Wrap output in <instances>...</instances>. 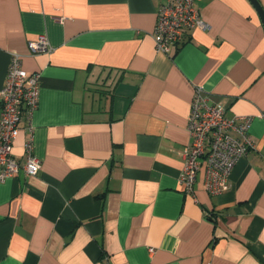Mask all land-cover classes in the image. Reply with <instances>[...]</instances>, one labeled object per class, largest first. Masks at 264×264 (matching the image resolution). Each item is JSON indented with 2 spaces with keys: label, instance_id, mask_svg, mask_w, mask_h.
<instances>
[{
  "label": "crops",
  "instance_id": "crops-1",
  "mask_svg": "<svg viewBox=\"0 0 264 264\" xmlns=\"http://www.w3.org/2000/svg\"><path fill=\"white\" fill-rule=\"evenodd\" d=\"M161 2L0 0V89L13 53L40 74L12 153L31 137L41 163L0 182V264H264L262 21L249 0H194L206 28L165 53ZM196 85L250 117L219 194L202 170L193 193L179 182Z\"/></svg>",
  "mask_w": 264,
  "mask_h": 264
},
{
  "label": "built area",
  "instance_id": "built-area-1",
  "mask_svg": "<svg viewBox=\"0 0 264 264\" xmlns=\"http://www.w3.org/2000/svg\"><path fill=\"white\" fill-rule=\"evenodd\" d=\"M206 26L194 0H162L153 31L156 48L166 53L183 44L192 29ZM28 48L31 53H37L50 50V45L46 35L41 34L28 43ZM39 87L40 74L27 72L22 67L21 56L13 53L0 89V182L19 171L31 176L40 169V160L32 153L31 137L25 143L23 161L12 153L22 119L29 120L37 107ZM249 126V116H226L223 104L211 102L202 86L194 87L187 119L189 141L182 152L179 177L185 193H193L200 170L208 193L219 194L228 189L235 163L254 148Z\"/></svg>",
  "mask_w": 264,
  "mask_h": 264
},
{
  "label": "water",
  "instance_id": "water-1",
  "mask_svg": "<svg viewBox=\"0 0 264 264\" xmlns=\"http://www.w3.org/2000/svg\"><path fill=\"white\" fill-rule=\"evenodd\" d=\"M251 2V4L253 5V7L255 8V10L257 11L261 21H262V24H263V27H264V9L263 7L261 6V4L259 3L258 0H249Z\"/></svg>",
  "mask_w": 264,
  "mask_h": 264
},
{
  "label": "trees",
  "instance_id": "trees-1",
  "mask_svg": "<svg viewBox=\"0 0 264 264\" xmlns=\"http://www.w3.org/2000/svg\"><path fill=\"white\" fill-rule=\"evenodd\" d=\"M209 213V212H208ZM209 218L211 217V213H209V215H207Z\"/></svg>",
  "mask_w": 264,
  "mask_h": 264
},
{
  "label": "bare ground",
  "instance_id": "bare-ground-1",
  "mask_svg": "<svg viewBox=\"0 0 264 264\" xmlns=\"http://www.w3.org/2000/svg\"><path fill=\"white\" fill-rule=\"evenodd\" d=\"M187 38V37H186ZM12 178V177H11Z\"/></svg>",
  "mask_w": 264,
  "mask_h": 264
}]
</instances>
